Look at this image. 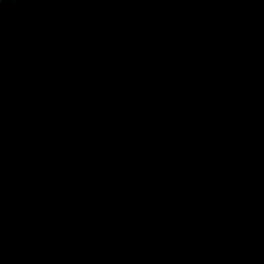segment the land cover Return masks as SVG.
<instances>
[{"label":"water","instance_id":"1","mask_svg":"<svg viewBox=\"0 0 264 264\" xmlns=\"http://www.w3.org/2000/svg\"><path fill=\"white\" fill-rule=\"evenodd\" d=\"M102 1H107L105 6ZM248 5L235 9L222 0L0 2V38L8 44L9 61L19 70L27 69L40 87L27 96L21 87L5 99L0 93V188L15 206L29 208L30 243L40 249V259L34 262L49 264L60 251L64 254L59 258H66L77 248L83 254L95 250L84 240L94 221L85 216L92 215L73 211L71 216L69 211L70 198L86 182L82 173H71L72 168L96 173L104 165L106 177L132 183L131 197L146 207L135 222L133 214L119 219L118 225L137 238L125 243L127 250L153 240L169 224L185 222L180 210L191 218H226L222 206H186L179 189L172 200L161 198L162 191L148 203L144 188L151 171L137 179L119 165L125 160L122 152L143 139L122 124L148 115L153 106L192 116L183 132H175L155 153L150 164L157 163L158 172H177L202 191L225 189L233 173L247 182L251 178L254 185L264 179V24L261 27L254 16L260 9L264 17V0ZM44 26L50 33L72 27L85 36L73 47L81 56L66 66L64 77L58 66L42 62L62 56L56 44L54 54L43 44ZM149 45L157 51L148 52ZM246 73L254 80L242 77ZM247 83L251 90L258 88L249 97L244 95ZM203 90L212 93L206 104ZM136 182L142 183L140 190ZM45 185L53 186L49 199L50 186L39 191ZM61 206L68 213L65 217L52 213ZM48 219L59 222L44 233L49 226L42 222ZM226 252L232 258L233 252ZM246 259L245 264H264V245ZM27 260L0 258V264H30ZM94 260L78 257L79 264H96Z\"/></svg>","mask_w":264,"mask_h":264}]
</instances>
